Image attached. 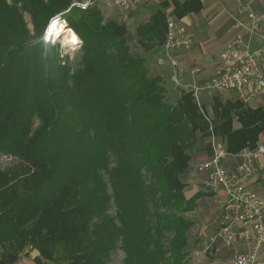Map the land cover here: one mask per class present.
<instances>
[{
    "label": "trees",
    "instance_id": "obj_1",
    "mask_svg": "<svg viewBox=\"0 0 264 264\" xmlns=\"http://www.w3.org/2000/svg\"><path fill=\"white\" fill-rule=\"evenodd\" d=\"M71 2L0 0V155L21 165L0 169V264L29 249L34 264H109L117 245L123 264H188L183 213L196 197L185 198L180 176L191 152L211 130L228 153L254 146L264 108L214 95L208 121L192 91L169 103L162 78L131 53L125 23ZM169 2L177 19L202 6L161 0L136 27L143 49L161 48ZM59 13L81 41L75 66L35 37Z\"/></svg>",
    "mask_w": 264,
    "mask_h": 264
},
{
    "label": "built area",
    "instance_id": "obj_2",
    "mask_svg": "<svg viewBox=\"0 0 264 264\" xmlns=\"http://www.w3.org/2000/svg\"><path fill=\"white\" fill-rule=\"evenodd\" d=\"M140 0H83L71 4L80 9L102 2L110 9L123 14L125 20L128 11ZM245 18H235L230 25L231 35L218 52L215 67L207 81L201 86H193V93L213 90L219 93L232 92L237 99L249 103L257 98L264 89V77L260 65L264 62V37L260 27L264 21L261 13L251 9L243 11ZM66 25L62 13L54 16ZM51 19V20H52ZM50 20V21H51ZM44 33V42L55 43L53 35ZM193 37L174 16L166 20L164 42L161 45L162 58L173 70L179 64L177 54L191 48ZM254 43L256 45H254ZM176 78V73L174 74ZM208 120V118L206 117ZM211 152L194 165L195 174L199 175V185L205 191L219 197L220 221L217 230L210 237L205 251L217 242L229 247L239 241L244 251L230 255L228 264H264L260 257L264 246V197L246 187L245 180L258 171V161L264 156V139L254 146H245L237 153L227 152L223 141L211 135ZM237 158L234 167L225 164L227 156Z\"/></svg>",
    "mask_w": 264,
    "mask_h": 264
},
{
    "label": "crops",
    "instance_id": "obj_3",
    "mask_svg": "<svg viewBox=\"0 0 264 264\" xmlns=\"http://www.w3.org/2000/svg\"><path fill=\"white\" fill-rule=\"evenodd\" d=\"M161 0H140L136 5H134L127 13L125 20H122L126 26L127 30H131L135 36L136 27L147 22L149 20L150 15L159 7V3ZM183 1V0H179ZM141 2V3H140ZM201 9L198 12H190L182 16L178 19L185 27L187 31H189L193 37V43L189 50L181 51L177 54L179 60L178 64V78L176 79V83L181 86L187 88L188 91H192V87L203 85L208 77L211 75L215 64L218 52L224 46L225 42L231 35L230 25L232 24L235 18H245L243 11L245 9H251L255 12L261 13L264 17V0H200ZM140 3V4H139ZM152 5L153 9H149ZM173 5L169 2V4L165 7L164 12L166 15V20L174 16L173 15ZM152 10V11H151ZM260 34L264 37V21L260 27ZM254 45H256L254 43ZM157 48H160L159 46ZM216 51V56L214 59L212 55ZM159 56L155 57V61L148 60L146 65L149 71H156L152 76L159 75L162 78V84L166 90L170 91L171 78H167L165 76V72L162 69L163 67H167L168 65L159 63ZM199 62L196 68L187 67V65L191 61ZM150 61V62H149ZM167 65V66H166ZM169 67V66H168ZM170 68V67H169ZM185 70V72H184ZM261 73L264 77V62L260 65ZM169 72H173L169 71ZM177 77V76H176ZM186 81V82H185ZM186 91V90H185ZM209 92L210 90H202ZM199 91L194 98L197 104L200 106V110L204 113L203 115L208 118V121H211V104L212 97L209 98L210 106L209 110L205 106L206 102L209 101L208 98L204 99L202 104L199 100ZM227 92H224V94ZM229 96H232L231 99H222L225 100H235L237 99L236 95L232 92H228ZM177 100V99H176ZM175 103V102H173ZM247 106L251 108L261 107L264 108V89L262 93L255 99L251 100L249 103H245ZM239 125L234 120L233 127L237 128ZM211 128V126H210ZM211 135L218 140L223 141L226 146L225 140L223 138L216 137L211 130ZM264 139V130L259 134L258 140L256 143L262 141ZM201 156V160L205 159L207 156L206 151ZM206 156V157H205ZM237 162V158L233 155L227 156L225 159V164L232 168L235 166ZM258 171L251 177L246 179L245 185L253 191H256L259 195L264 197V156H261L258 161ZM198 184V183H197ZM195 186L191 185L190 188H194ZM193 191V190H192ZM191 191V192H192ZM235 244L226 247L223 245L217 246L218 242L211 248L209 253L216 255L227 254L230 256L235 252L244 251L245 247L239 241L234 242ZM221 252V253H220ZM220 253V254H219ZM33 256V255H32ZM260 257L264 259V246L262 247V251ZM33 258V257H32ZM23 264V261H22Z\"/></svg>",
    "mask_w": 264,
    "mask_h": 264
},
{
    "label": "rangeland",
    "instance_id": "obj_4",
    "mask_svg": "<svg viewBox=\"0 0 264 264\" xmlns=\"http://www.w3.org/2000/svg\"><path fill=\"white\" fill-rule=\"evenodd\" d=\"M81 1L83 0H72L71 4L75 2H81ZM71 4L69 5V8L71 7ZM95 5L100 10V13L102 14L103 18L113 20L116 22H121L123 20V14H121V12L117 11L116 9L107 8L106 6H104L102 2H98ZM149 9H153L152 5L149 7ZM52 18H50V20ZM23 20L26 23V26L30 30V32L33 33V24H32V18L30 17V15L24 12ZM50 20L48 21L47 25L49 24ZM46 28H43L40 35L35 36L38 41H42L43 43H44V33H45ZM127 37H128V45L130 47L131 53L143 56L146 62L148 60L155 61V57L157 56H159L158 59L162 58L161 56L162 51H161V48H157L158 46L157 47L153 46L151 48L143 49V47H141V45L137 42L131 30H128ZM49 43L54 44L51 41ZM55 44H57V46L50 47V48L46 47V48L51 53L57 55L58 61H60L62 64L68 63L72 66H75V64L77 63L81 55V51H80L81 41L76 46H69L68 44L66 45V43L63 42V40L58 39L56 40ZM214 56H216V51L212 55L213 59H214ZM165 63L170 67L169 68L166 65L167 67L162 68L165 72V76L167 78H171L170 76H172V80H170V83H171L170 91L166 90L165 96H166V100L169 103H173V102H176V99L179 97L180 91L182 90L188 91V90L187 88L176 83L174 74L176 73V76H177L176 78H178V66L173 70V68L169 65L167 61L161 62V64H165ZM198 63L199 62H197L196 60L191 61L187 65V67L196 68ZM149 70L150 68L148 69L150 76L156 73V71H152V70L149 71ZM172 70H173L172 73L169 72ZM227 94L229 93L227 92L224 94V93H219L213 90H210L209 92L202 91L199 93V100H200V103L202 104V101H203L202 97H204V99L208 98L209 100V98H211V96L213 95H218L222 99H227V98L231 99L232 96H229ZM210 104L211 103L209 100L206 102L205 106L203 104L202 106L206 107V109L209 110ZM201 113L204 114L202 111ZM210 137H211V134L206 138L204 137L198 138L196 147L191 152V157L189 159V168L187 169L185 173H183L180 176L181 181L185 183V187L183 189V194L185 198L188 196H193V195H195L194 197H196L193 208L183 213L184 218L193 222V224L190 226V228L185 233L187 237V241H188V245L186 247V250L188 251V255H187L188 264H228V259L230 257L227 254L215 256L214 254L209 253L211 249H209L208 251H205V246L208 244L210 237L215 233L219 225L220 209L218 206V200H219V197H222V194L219 193L218 194L219 197H215L212 194H208V193L207 194L197 193V191H201V192H205V191L201 188L199 184H197L199 183L200 177L199 175L195 174L194 165L198 161L201 160V156L204 154L203 152L206 151L204 148V145L209 144ZM208 154L209 153H207V155ZM19 168H21V165L19 164L18 159H16L15 157H10L6 155H0V169L1 170L10 172V171H15ZM191 185L192 186L194 185L195 187L190 188ZM113 212H114V207L111 206L109 208V213L113 214ZM167 235H170V234L168 233ZM220 245L222 244L218 242L217 246H220ZM36 254L37 252L35 250L29 249V252L27 254H24V253L21 254L20 258L13 264H22V261H23V264H34L32 257H34ZM124 255H125L124 251L121 249L120 245H117V247L113 249L109 255V258H108L109 264H123ZM47 264H56V263L47 262Z\"/></svg>",
    "mask_w": 264,
    "mask_h": 264
},
{
    "label": "bare ground",
    "instance_id": "obj_5",
    "mask_svg": "<svg viewBox=\"0 0 264 264\" xmlns=\"http://www.w3.org/2000/svg\"><path fill=\"white\" fill-rule=\"evenodd\" d=\"M56 21V27L55 29H52L51 32L49 31L52 28L53 22ZM47 33L46 34H51L54 36L55 39H61L63 42L68 44L69 46H76L79 42L80 39L78 38L77 34L75 31L62 22L58 21L57 19H52L49 24L47 25ZM73 37L76 39L74 40ZM73 48V47H72Z\"/></svg>",
    "mask_w": 264,
    "mask_h": 264
},
{
    "label": "snow or ice",
    "instance_id": "obj_6",
    "mask_svg": "<svg viewBox=\"0 0 264 264\" xmlns=\"http://www.w3.org/2000/svg\"><path fill=\"white\" fill-rule=\"evenodd\" d=\"M56 23H57L56 21L53 22V24H52V28L50 29V32H51L52 29H55V27H56Z\"/></svg>",
    "mask_w": 264,
    "mask_h": 264
},
{
    "label": "clouds",
    "instance_id": "obj_7",
    "mask_svg": "<svg viewBox=\"0 0 264 264\" xmlns=\"http://www.w3.org/2000/svg\"><path fill=\"white\" fill-rule=\"evenodd\" d=\"M50 31V30H49ZM73 39L75 40L76 38L75 37H73Z\"/></svg>",
    "mask_w": 264,
    "mask_h": 264
}]
</instances>
